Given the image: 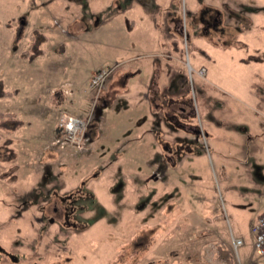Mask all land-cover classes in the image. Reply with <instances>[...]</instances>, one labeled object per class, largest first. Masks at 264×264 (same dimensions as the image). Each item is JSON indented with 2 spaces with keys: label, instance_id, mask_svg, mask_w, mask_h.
I'll list each match as a JSON object with an SVG mask.
<instances>
[{
  "label": "rangeland",
  "instance_id": "1",
  "mask_svg": "<svg viewBox=\"0 0 264 264\" xmlns=\"http://www.w3.org/2000/svg\"><path fill=\"white\" fill-rule=\"evenodd\" d=\"M140 1L152 29L143 6L125 12L133 0H0V92L12 94L0 114L19 122L0 127V264H198L199 248L231 235L243 241L233 263L264 264L251 232L264 137L255 155L250 124L264 121L252 102L264 104V0ZM95 67L109 71L97 102L84 92ZM201 94L242 136L237 152L202 131L198 168L177 122L199 129ZM64 115L90 119L97 148L55 145Z\"/></svg>",
  "mask_w": 264,
  "mask_h": 264
},
{
  "label": "crops",
  "instance_id": "2",
  "mask_svg": "<svg viewBox=\"0 0 264 264\" xmlns=\"http://www.w3.org/2000/svg\"><path fill=\"white\" fill-rule=\"evenodd\" d=\"M140 5L143 6L145 8V10H146V12H144V14L146 15V20H145L146 21V24H147L148 27H150V29H152L153 28V17H151V15L153 14V6H148V4H144L140 0H136V1L133 0V4L131 6H128L127 8H125V12L128 11L129 8H133V6L134 7H136V6L137 7L138 6L140 7ZM133 10H134V8H133ZM120 15L121 14H119L118 16H120ZM124 23H125L124 24L125 25V28H127V31L128 32H131L130 30H132V28L134 27V20H132V19L127 20V23L124 20ZM154 25H156V24H154ZM125 28L124 29L122 28L121 30L122 31H125ZM104 37L107 40L111 39L110 35H108V34H106ZM118 48L119 49H122L121 47H118ZM38 58L39 57H35L33 59V61L32 60H29V58H26L27 60L30 61L28 63V65H27V67H29V65H32V64L36 63L37 61L36 62H34V61L37 60ZM26 59L24 58L23 60H26ZM241 62L246 63V61H243L242 59H241ZM263 65H264V63H263ZM21 68L24 69V66H21ZM100 68H102V67H99V68L95 67L94 68L95 69L94 71L99 70ZM41 72L42 71L39 70V74ZM20 76L23 78V80L28 81V79L25 76H23L22 74H20ZM21 77L19 78V80H22ZM38 77L40 78V76H38ZM32 80L33 81H35V80H38L39 81L40 79L32 78ZM263 80H264L263 77H261L260 78V81L263 82ZM207 90H209V89H207ZM64 93H65V91H64ZM141 94L144 95V96H142ZM141 94L140 95H141L142 98L139 101V103L142 102V100L143 101L145 100V101H149V104L151 105L150 99L148 100L149 95L147 93L146 94H143V92H141ZM137 95H139V93ZM254 95L255 96H258V97H260V96L258 94L256 95L255 93H252V102H253L256 110L260 109L261 111H264V104H263V102H260V103L257 102V100L255 99V96ZM139 98L140 97L138 96V99ZM204 101H205V99H204V97L201 94V102H200L201 103V111H203L204 114L206 115L205 116L206 120L205 121L200 120V122H201L200 123L201 124L200 127L201 128L199 127V129L201 130V132L202 131L203 132L208 131L209 134H210V132L213 134V138L211 139V141H212L211 142V145L212 146L214 145L213 147L215 149L218 147L219 143L222 142L227 147H229L228 146V143L230 145H233L234 147H236V151L238 152L237 147H239V143L241 144V141H240V138L241 137L240 136H242V135H239V132H238V127H239V124H240L239 120L238 121L236 120L235 121L236 123H234V124L233 123H230L229 121H224L225 123L223 121H221V120L220 121H217L216 116L217 115L221 116L220 114H222L224 111H221L218 108V106H216V105L215 106L214 105L211 106V108H209V107L207 108ZM101 105H104V107H105V102L103 104H101ZM227 111H229V110H226V112ZM230 113H232V112L230 111ZM226 123H227V125H226ZM230 124H233V126L232 127L229 126V128H227L228 125H230ZM250 124L252 126H255V128H256V130L252 131V133H256L257 134V136H255V137H257V139H255V140L252 141L253 147L255 148V150L254 149L252 150V153H254L255 155H257V154L261 153V149H259L260 147L258 148V147H256V145L259 146L261 144L260 138H262V136L264 137V129H263L264 121H263V119L262 120L258 119V120H256L255 123L254 122H251ZM184 126L185 127L177 126V127L180 128V131H183L184 134H189V135H186V136L183 135V137H181L182 138V141L187 144V147H186L187 155H186V159H185L184 163L185 164H188V165L189 164H192L193 166L199 168L200 163L197 160L199 159V156L200 155H196L193 152L194 151L193 148H191V145L195 141L196 142H199V140H198V135H199L198 130L199 129H197L198 127L191 126V125H188V124H186ZM55 127H56V125H55ZM222 127L225 128L226 130H225L224 133H222V135H220V132H221ZM200 130H199V132H200ZM55 131H56V129H55ZM100 138L102 139V137H100ZM221 138H223V139L221 140ZM173 139H170V140H173ZM207 141H208V144H210V142H209L208 139H207ZM93 145H94L93 148H97V141L95 139L93 140ZM208 146L209 145H207V147ZM168 151L170 153L171 149L169 148V145L166 144V151L165 152H168ZM237 152H236V154H237ZM221 215L222 214L220 212L217 215L215 214L214 217H213L214 219L211 222H213V223L217 222V224H219L220 222H222V219L223 218H220ZM210 219L211 218L208 217L207 220H210ZM214 228H217V229L215 231H210V232L212 234H214V236L218 235L217 237L220 238L221 236L219 235V228L217 226H215ZM204 237H206V236H204ZM223 237H224V240L222 239L221 240L222 242L221 243H218L216 246H214L213 249H211V247H206V246H204L202 248H199L196 251V253H195L197 256H194L192 258H194L195 261L197 260V263L198 264H201L202 261L204 262L203 264H236V263H233L232 257H231V239H230V245H229V241L226 242L225 241V238L226 237L225 236H223ZM201 238H203V237H201ZM205 259L207 261H209V262L205 261ZM211 261L214 262V263H212ZM247 264H251V262H249Z\"/></svg>",
  "mask_w": 264,
  "mask_h": 264
},
{
  "label": "built area",
  "instance_id": "3",
  "mask_svg": "<svg viewBox=\"0 0 264 264\" xmlns=\"http://www.w3.org/2000/svg\"><path fill=\"white\" fill-rule=\"evenodd\" d=\"M108 73L109 71L107 69H101L94 73L90 79L89 88L94 90L102 87ZM199 74V76L205 75V69L200 68ZM59 127L61 129V134L59 136L61 140H54L55 145H64L71 149H75V147L80 146V141L83 138L86 140L85 149H88L89 138L86 135L87 123L81 119L79 120L77 117L64 115L59 120ZM61 141L63 144H61ZM251 232L253 235V250L259 257L264 258V213L258 216L251 225ZM230 239L232 252L237 256L238 248L243 244V241L241 238L234 237L233 235L230 236Z\"/></svg>",
  "mask_w": 264,
  "mask_h": 264
},
{
  "label": "trees",
  "instance_id": "4",
  "mask_svg": "<svg viewBox=\"0 0 264 264\" xmlns=\"http://www.w3.org/2000/svg\"><path fill=\"white\" fill-rule=\"evenodd\" d=\"M12 94L6 93L5 91L0 92V96L10 97ZM0 118L3 120V124L0 125L2 129L6 130V133H11L13 129H17L19 127V122L16 121V117L14 114H0ZM5 122V123H4ZM12 123L8 125V123ZM6 127V128H5Z\"/></svg>",
  "mask_w": 264,
  "mask_h": 264
},
{
  "label": "flooded vegetation",
  "instance_id": "5",
  "mask_svg": "<svg viewBox=\"0 0 264 264\" xmlns=\"http://www.w3.org/2000/svg\"><path fill=\"white\" fill-rule=\"evenodd\" d=\"M98 100H100V97L98 98ZM98 109V108H97ZM168 116H170V117H173V116H171V115H168ZM169 118V117H168ZM176 122H177V120H176ZM91 124H92V122H91ZM90 124V125H91ZM177 125L178 126H180V127H185L183 124L181 125L179 122H177Z\"/></svg>",
  "mask_w": 264,
  "mask_h": 264
}]
</instances>
